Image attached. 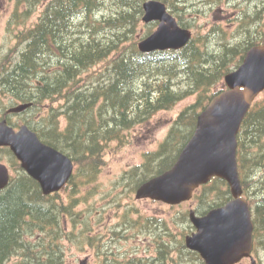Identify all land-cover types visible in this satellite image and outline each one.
I'll use <instances>...</instances> for the list:
<instances>
[{
    "label": "trees",
    "instance_id": "obj_1",
    "mask_svg": "<svg viewBox=\"0 0 264 264\" xmlns=\"http://www.w3.org/2000/svg\"><path fill=\"white\" fill-rule=\"evenodd\" d=\"M44 1L18 0L14 17L20 19L18 22L28 19ZM144 1L47 0L38 20L15 31L16 44L0 52V93L10 97L9 107L31 102L25 122L44 142L69 155L76 168L66 202L59 201L56 196L60 192L43 194L38 181L25 172L11 149L0 147L17 170L10 185L0 190V264H8L13 257L18 258L14 264H64V237L88 236L86 241H92L85 228L66 230L65 221L69 216L75 223L79 219L75 211L79 191L98 177L108 142L123 144L126 130L195 97L174 119L159 149L147 153L146 162L129 174L137 188L169 169L191 137L199 113L222 89L225 75L242 62L251 46L264 43V9L256 3L258 8L253 6L251 11L245 7L235 10L232 20L238 23L231 30L194 36L180 50L143 53L135 34ZM161 1L183 26H189L180 20L179 13L193 3L183 0L182 7L176 8L177 2L173 8L171 0ZM259 1L264 7V0ZM0 110V119L8 118L13 124L7 106L0 105ZM238 143L244 194L257 220L258 252L261 245L264 247V93L246 115ZM203 188H214L218 194L213 202L202 200L206 206L198 207L199 212L232 198L221 178H213ZM168 247L161 252L167 258L171 254V245ZM155 263L166 264L161 258H155ZM119 264L135 263L129 259Z\"/></svg>",
    "mask_w": 264,
    "mask_h": 264
},
{
    "label": "water",
    "instance_id": "obj_2",
    "mask_svg": "<svg viewBox=\"0 0 264 264\" xmlns=\"http://www.w3.org/2000/svg\"><path fill=\"white\" fill-rule=\"evenodd\" d=\"M145 22L159 21L158 27L138 43L142 52L178 50L191 40V29L179 24L160 0L143 4ZM264 91V44L248 49L242 63L225 76V88L208 102L197 118L195 131L168 170L145 181L137 198H151L168 204L190 200L195 190L212 178L228 183L233 198L205 215L190 212L197 231L187 236V246L201 253L205 264H235L249 256L253 247L254 223L238 162V133L252 103ZM30 103L13 106L21 112ZM7 146L22 168L40 184L45 195L60 191L73 175V159L44 143L27 124L16 130L6 118L0 120V147ZM11 180L10 167L0 162V190ZM80 264H87L83 260Z\"/></svg>",
    "mask_w": 264,
    "mask_h": 264
},
{
    "label": "rangeland",
    "instance_id": "obj_3",
    "mask_svg": "<svg viewBox=\"0 0 264 264\" xmlns=\"http://www.w3.org/2000/svg\"><path fill=\"white\" fill-rule=\"evenodd\" d=\"M182 1L171 0V5L174 8L178 2L176 8L182 7ZM187 1L193 4L184 7L179 13L180 20L189 25L185 27L191 28L195 37L219 29L231 30L238 23L236 21L233 24L232 20L235 10L245 7L251 11L253 6L258 8L256 3L261 4V10L264 9L259 0H222L217 4L204 0ZM233 3H236V6ZM17 4L18 0H0V52L14 46L17 42L15 31L34 24L43 9V5H40L28 19L18 22L20 19L14 17ZM261 23L264 29V12ZM152 24L153 22L147 23L140 19L135 34L137 41L145 37ZM156 25L152 26V32ZM9 99V96L0 93L1 106L5 105L8 109ZM194 101L195 97H188L172 109L161 110L147 122L126 130V142L123 144L115 140L108 142L104 149L105 163L98 177L88 184H83L79 191L80 200L75 208L79 219L75 223L69 216L65 221L66 230L75 232L85 228L92 235V241H86L88 236L72 239L64 237V264H80L84 259L88 260V264H119L129 259H133L135 264H150L149 258L155 257L159 252L156 240L160 236L171 245L168 264H193L194 256L181 249V240L194 230L188 218L189 211L206 206L201 204L202 200H216L218 192L214 188H203L191 201L171 206L149 198H137V188H134L136 182L129 173L134 167L146 162L147 153L159 149L160 143L168 136L174 119L185 106ZM9 116L11 122L20 125L25 122L28 113H14ZM60 119L65 125L64 118ZM0 162L11 168L12 175L17 174L8 155L0 152ZM221 187L226 189V184ZM70 190L71 185L61 190L60 196L56 197H60L59 201L65 200ZM175 247L178 250L172 251ZM262 255L264 258V249ZM16 260L18 258L13 257L8 264H14ZM246 263L249 264L250 261L243 262Z\"/></svg>",
    "mask_w": 264,
    "mask_h": 264
},
{
    "label": "flooded vegetation",
    "instance_id": "obj_4",
    "mask_svg": "<svg viewBox=\"0 0 264 264\" xmlns=\"http://www.w3.org/2000/svg\"><path fill=\"white\" fill-rule=\"evenodd\" d=\"M24 123H26V122H24ZM15 125H17V124H15ZM21 125V124H20ZM18 126L19 125H17V126H15L16 128H18ZM205 213H207V212H205ZM205 213H203V214H205ZM203 214H201V215H203ZM254 224H255V228H254V234H255V236H256V229H257V220L255 219L254 220ZM191 226L192 227H194L195 229H196V227L195 226H193V224H191ZM261 228L262 229H264V224L263 225H261ZM256 238V237H255ZM185 242V241H184ZM156 243H157V249H158V254L155 256V257H150L149 258V261H150V264L151 263H153V264H157V263H155V258H161V259H164V263H167L168 262V258L165 256V254H164V252L163 253H161L162 251H165V250H167L169 247H168V245L170 244V242H167L165 239H164V237L163 236H160V237H158L157 238V240H156ZM255 250V249H254ZM185 251V250H184ZM195 256H194V259H192V261H193V264H204L205 262H204V260L202 259V257L199 255V253H196V254H194ZM252 255H253V258L254 259H256V262H255V264H264V258H260V257H263V255L262 254H260V257L258 256H256L255 255V252L254 251H252ZM165 256V258H163ZM250 261V263L249 264H252V258H250V257H246V258H244V259H242L239 263H237V264H243V262H245V261ZM168 264V263H167ZM176 264H178L177 262H176ZM246 264H248V263H246Z\"/></svg>",
    "mask_w": 264,
    "mask_h": 264
},
{
    "label": "bare ground",
    "instance_id": "obj_5",
    "mask_svg": "<svg viewBox=\"0 0 264 264\" xmlns=\"http://www.w3.org/2000/svg\"><path fill=\"white\" fill-rule=\"evenodd\" d=\"M94 82H95V81H94ZM95 83H96V82H95ZM95 83H94V84H95ZM89 85H90V84H89ZM89 85H88V86H89ZM92 88H93V87H92Z\"/></svg>",
    "mask_w": 264,
    "mask_h": 264
}]
</instances>
